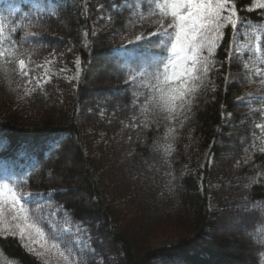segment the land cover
<instances>
[{
  "label": "trees",
  "instance_id": "trees-1",
  "mask_svg": "<svg viewBox=\"0 0 264 264\" xmlns=\"http://www.w3.org/2000/svg\"><path fill=\"white\" fill-rule=\"evenodd\" d=\"M158 3L60 0L50 15L36 18L27 7L17 15L1 7L0 161L22 162L26 158L18 155L28 153L30 144L54 139L52 155L40 156V168L17 188L47 195L85 227L92 252L38 222L55 236L48 246H70L80 264H264V135L254 128L264 125V78L255 75L264 70V0H232L239 23L235 34L226 28L224 44L231 39L234 58L225 61L221 47L210 80L174 118L154 115L144 105L156 82L137 71L153 57L167 56L159 37L148 39L160 29ZM138 36L143 39L135 43ZM120 46L136 57L120 59L112 52ZM19 59L28 65L52 60L54 72L43 86L28 89L16 67ZM76 59L81 72L75 82L68 78ZM95 95L101 96L85 106ZM34 147L29 162L43 150ZM107 151L129 183L112 179L113 166L102 163ZM128 193L140 202H131ZM229 220L242 221L241 236L236 234L246 246L231 230L213 234ZM156 237L163 241L159 246L152 245ZM0 264L44 261L0 230ZM49 264L65 261L56 253Z\"/></svg>",
  "mask_w": 264,
  "mask_h": 264
},
{
  "label": "snow or ice",
  "instance_id": "snow-or-ice-1",
  "mask_svg": "<svg viewBox=\"0 0 264 264\" xmlns=\"http://www.w3.org/2000/svg\"><path fill=\"white\" fill-rule=\"evenodd\" d=\"M259 7L264 8V3ZM157 9L160 29L150 33L148 39L159 37V44L167 47V56L153 57L151 64H145L137 71L141 77L149 76L156 82L151 90L145 93L144 105L152 108L154 115L174 118L177 110L182 111L184 106L190 103L193 94L199 88L205 87L206 82L210 80V73L216 68L217 52L221 47L226 52L225 61L233 60L234 46L231 39L225 46V30L230 26L235 34L239 20L232 0H162V3L157 4ZM136 39L141 41L143 37L138 36ZM2 43L3 41H0V44ZM4 56L5 53L0 51V57ZM18 65L21 74L28 77L30 73L26 69L25 61L19 59ZM79 74L78 68L77 75ZM255 75L264 78V70L257 68ZM135 79V76L131 77L130 83ZM228 79V75H225L226 84ZM261 82L264 83V79ZM243 99L239 98L238 102ZM137 101H140L139 97ZM228 115L231 116V113ZM157 123L159 124V120ZM256 128L264 131L262 124H257ZM34 195L36 194L18 192L8 184L0 187V230L18 238L22 246L36 253L44 264H49L50 257L56 253L64 259L65 264H80L78 259L72 258L73 250L70 246L65 245L64 250H60L59 241L48 246L49 239H55L54 234L51 237L46 235L38 221L29 215L25 204V201Z\"/></svg>",
  "mask_w": 264,
  "mask_h": 264
},
{
  "label": "rangeland",
  "instance_id": "rangeland-1",
  "mask_svg": "<svg viewBox=\"0 0 264 264\" xmlns=\"http://www.w3.org/2000/svg\"><path fill=\"white\" fill-rule=\"evenodd\" d=\"M2 0H0L1 2ZM51 73V70L48 66V64H45L43 65V67H41V71L40 73L35 77H32V81L33 83L37 84V85H42L43 83H45L48 79H49V75ZM78 77L77 75V70L76 72L73 74V76L71 77L72 79L76 80ZM101 95H95V96H90L89 100L87 101L86 105H88V102H91V101H94L96 98L99 99ZM25 107L23 106H17L15 109L16 111H24L26 116L28 117L30 115V113L28 112V110L24 109ZM232 147H229V150L232 151ZM107 154H105L106 156V159L103 160V164L107 165V164H110L112 168V172L113 173V178H121L123 181H126L129 183V179L126 175V173L124 172H120V171H116L114 168V165H113V161L110 160L109 156H110V152L107 151L106 152ZM203 159V158H202ZM201 159V160H202ZM204 162V159L202 160V163ZM109 166V165H108ZM111 180V182H113V180ZM236 182L238 183H242V180L241 179H235ZM235 184V183H234ZM4 184L2 182H0V187H2ZM111 186L113 184H110ZM132 193V192H131ZM131 193H128L130 194V197H132L134 200H130L131 202L133 201H136L137 203L140 202V199L138 200V196H133ZM80 199L84 198L83 195H79L78 196ZM136 203V204H137ZM49 207H51V209H45V215H44V221H46L52 228L54 231H57V232H61V233H64V234H68L72 237L73 241L76 243L77 246L81 247V248H85V249H89L90 248V244H89V241L87 238H89V236L85 235L84 231H83V227L79 226L78 224H71L68 220L67 217L63 216V214L61 215L58 211H57V207L58 206H54L52 204L49 205ZM241 207V206H239ZM245 204L242 205V208L245 209ZM231 210L235 208H230ZM240 212V210H239ZM223 220V219H222ZM241 224H242V221L240 220H234L232 222H230V220L228 222H224V223H221V224H218L217 227H216V230L213 232L214 235H219V234H223L227 229L228 230H231L232 234H234L233 236H235V238L238 240L239 237L237 234L240 235L241 233V230L243 231V227H241ZM154 229H152L153 231ZM237 233V234H236ZM241 236V235H240ZM163 238V237H162ZM156 237L155 240L152 241V245L153 246H159L163 243L162 240L158 239ZM79 241V243L77 242ZM240 241V240H238ZM242 243L243 246H246V243L244 242V240L240 241ZM240 243V244H241ZM210 250V249H209ZM228 252H232L231 255H234V256H239L240 254H236V250L232 248H227L226 249ZM245 262H248V260L246 259Z\"/></svg>",
  "mask_w": 264,
  "mask_h": 264
}]
</instances>
